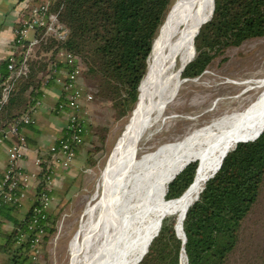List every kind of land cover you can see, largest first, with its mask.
Listing matches in <instances>:
<instances>
[{
    "label": "trees",
    "instance_id": "16d2710c",
    "mask_svg": "<svg viewBox=\"0 0 264 264\" xmlns=\"http://www.w3.org/2000/svg\"><path fill=\"white\" fill-rule=\"evenodd\" d=\"M172 1L29 0L30 9L50 2V11L58 14L69 34L63 42L49 37L37 46L36 57L30 60L29 73L18 79L0 112V132L42 100L45 88L53 84V78L58 75L51 68L53 64L57 63L59 69L68 68L60 56L61 51L83 59L89 73L85 76L86 88L94 99L112 103L119 118L128 116L139 100V87L150 66L158 34L172 8ZM211 8L204 13L200 26L212 17L202 25L195 38L196 56L184 69L182 79L200 76L227 49L264 36V0H215L213 15ZM44 52L47 54L43 55ZM22 59L21 54L18 60ZM7 64L6 59L0 66L1 81L8 74ZM48 74L53 78L46 83ZM63 101L64 98L58 104ZM83 112L84 108L80 113L76 112L84 124L83 143L76 148V153L81 145L93 146L94 143V129L87 120L90 116ZM254 124L253 131H246L249 134L238 139L246 129L238 131L240 133L237 132L222 148L198 154L196 157L205 153L197 159L194 157L195 160L186 164L182 171L178 168L172 175L181 172L173 180L170 179L172 175L166 180L164 206L161 208V204L160 215L158 213L159 228L162 226L138 264H184V258L186 264H230L240 244L244 223L264 189V118ZM25 128L34 130L35 123ZM25 136L28 144L35 143L33 138ZM93 159L88 152L87 166L94 165ZM43 166L30 210L23 214L19 205L11 203L1 210L0 252L8 257L4 264L31 263L30 243L37 233V229H30L33 209L40 204L43 194H56L54 188L49 189L45 163ZM2 176L0 172V180ZM194 190L195 200L191 202L189 199ZM178 200H183L178 207H167L166 203ZM47 214L42 220L43 245L56 232L59 219V214H49V211ZM169 216L172 219H166ZM8 222L14 225L11 231L4 229ZM22 235L29 238L18 243ZM145 251L142 249L137 254V261Z\"/></svg>",
    "mask_w": 264,
    "mask_h": 264
},
{
    "label": "bare ground",
    "instance_id": "6f19581e",
    "mask_svg": "<svg viewBox=\"0 0 264 264\" xmlns=\"http://www.w3.org/2000/svg\"><path fill=\"white\" fill-rule=\"evenodd\" d=\"M210 7L213 13L214 0H185L169 19L154 50V69L147 74L130 122L102 174L94 203L85 211L87 219L72 239L71 264H136L139 261L136 260L137 254L142 249L147 250L161 229L159 209L161 204V208L164 206L163 187L166 180L178 168V171L181 170L205 153L196 157L198 154L226 145L240 133L238 131L246 129L242 132L250 130V133L256 125L254 123L264 118L262 77L257 81V87L261 89L259 95L243 110L224 114L183 138L168 142L162 149L138 156L136 149L140 137L152 134L166 120L169 101L183 83L181 69L189 62L194 35ZM178 58L182 67L175 73ZM249 133H243L238 139ZM199 187L200 184L196 189ZM191 196L189 201L192 202L195 190ZM182 201L166 204L176 208Z\"/></svg>",
    "mask_w": 264,
    "mask_h": 264
},
{
    "label": "rangeland",
    "instance_id": "374dc122",
    "mask_svg": "<svg viewBox=\"0 0 264 264\" xmlns=\"http://www.w3.org/2000/svg\"><path fill=\"white\" fill-rule=\"evenodd\" d=\"M184 2L185 0L172 1V8L158 34L155 47L163 37L169 19ZM191 54L192 43L188 60ZM154 56L152 55L147 74L154 69ZM175 65L176 73L182 67L180 58ZM147 74L141 87L146 83ZM262 77L264 36L246 40L240 46L227 49L200 76L182 79L178 93L170 99L165 111L166 120L152 134L140 137V144L136 149L138 156L162 149L168 142L181 139L224 114L243 110L259 95L261 89L257 87V81ZM85 103L83 113L90 116L87 120H90L91 129H94V143L93 146L84 144V147L94 157V165L86 166L87 170L78 179L75 195L59 210L57 230L43 245L42 264H71L72 239L82 222L87 219L85 211L94 203L102 174L134 111L119 118L110 102L95 98ZM91 141L92 138L88 140L89 143ZM166 219H172V216ZM230 264H264V189L244 223L240 244L232 255Z\"/></svg>",
    "mask_w": 264,
    "mask_h": 264
},
{
    "label": "built area",
    "instance_id": "2783aa9c",
    "mask_svg": "<svg viewBox=\"0 0 264 264\" xmlns=\"http://www.w3.org/2000/svg\"><path fill=\"white\" fill-rule=\"evenodd\" d=\"M30 31H35L36 37L28 41L27 36ZM39 31L40 34L37 35ZM68 34L69 29L60 22L58 14L50 11V2L26 10L21 21L14 28L13 49L7 58L8 74L0 81V112L9 101L18 79L29 73L30 60L36 57L37 46L41 41H47V38L52 37L63 42ZM21 54L23 59L18 60ZM42 54L45 55L47 52ZM60 56L63 57L68 68L59 69L57 63L53 64L51 68L58 75L53 78L51 74H48L46 83L53 78L55 83L62 87V96L65 101L55 107L57 113L68 110L67 107L72 110L65 126V135L48 150L38 151L33 158L34 168H31L22 163L27 159L30 151L24 129L26 125L35 123L41 101L1 130L0 147H3L6 152L7 164L0 180V222L2 221L1 210L5 204L11 203L21 207L32 184L34 182L36 186L40 184V174L44 170V163L48 186L51 189L55 185L58 171L72 166L76 157V148L83 143L84 124L81 121V115L76 112L80 113L85 108V102L94 100L92 92L86 88L87 66L80 56L71 52L61 51ZM1 163L0 158V165ZM53 200L54 196L45 193L42 195L40 204L33 209L30 229H37V233L31 238L30 264H42L45 234L42 220L47 218V211ZM23 238L29 237L22 235L18 243Z\"/></svg>",
    "mask_w": 264,
    "mask_h": 264
},
{
    "label": "crops",
    "instance_id": "0c3cea01",
    "mask_svg": "<svg viewBox=\"0 0 264 264\" xmlns=\"http://www.w3.org/2000/svg\"><path fill=\"white\" fill-rule=\"evenodd\" d=\"M29 8V0H0V66L8 58L13 49L14 28L19 24L24 13ZM32 32V33H31ZM36 37L35 31H30L27 40L31 41ZM0 71V81H1ZM61 78H63L61 76ZM41 105L38 108L36 115L35 129H24L27 136L35 140V143L29 144L30 151L28 157L22 163L34 168L33 158L38 151L48 150L53 144L57 143L60 138L65 135V126L67 124L69 113L72 110H66L57 113L55 107L63 98L62 87L58 83H53L45 88ZM88 145V144H86ZM0 172L4 173L5 165L7 164V155L3 147H0ZM88 150L81 145L76 153L75 160L72 166L65 170H59L56 177L54 189V200L48 209L49 214H58L63 208L65 202L70 200L75 195L78 185V179L82 172L87 170ZM86 167L84 170L83 168ZM36 197V184L28 191L26 199L21 206V212L24 214L33 206ZM14 225L7 223L4 229L11 231ZM8 257L0 252V264L6 263Z\"/></svg>",
    "mask_w": 264,
    "mask_h": 264
},
{
    "label": "water",
    "instance_id": "95a60500",
    "mask_svg": "<svg viewBox=\"0 0 264 264\" xmlns=\"http://www.w3.org/2000/svg\"><path fill=\"white\" fill-rule=\"evenodd\" d=\"M214 9H215V0H214V8H213V13H214ZM213 13H212V15H213ZM212 17V16H211ZM210 17V18H211ZM210 18H208V19H206L203 23H202V25L204 24V23H206L208 20H210ZM202 25L199 27V29H198V31H197V33L194 35V39H193V46H194V56L189 60V62L187 63V64H185L183 67H182V72L184 71V69L186 68V66L190 63V62H192L193 60H194V58H195V55H196V48H195V38H196V36L198 35V33L200 32V30H201V27H202ZM153 49V48H152ZM150 55H151V53H150ZM149 58H150V56H149ZM149 58H148V65H149ZM147 72H148V69H147ZM147 74V73H146ZM143 81V80H142ZM141 84H142V82H141ZM141 84H140V87H139V91L141 90ZM139 98H140V93H139ZM259 137H257V138H255V139H253L252 141H255L256 139H258ZM249 142H251V141H249ZM237 147V146H236ZM235 147V148H236ZM234 148V149H235ZM233 149V150H234ZM222 166V165H221ZM221 166L218 168V171H219V169L221 168ZM217 171V172H218ZM215 176V175H214ZM158 236V235H157ZM153 241V240H152ZM152 241L150 242V244L152 243ZM186 242H187V236L185 237V245H186ZM149 247H150V245H149ZM149 247L147 248V250H146V252L142 255V257L139 259V261L136 263V264H138L142 259H143V257L147 254V252L149 251ZM185 249H186V246H185ZM186 256H187V259H188V255H187V252H186Z\"/></svg>",
    "mask_w": 264,
    "mask_h": 264
}]
</instances>
